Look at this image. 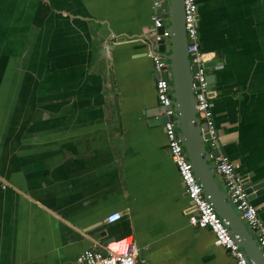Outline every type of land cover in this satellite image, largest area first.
Segmentation results:
<instances>
[{"label": "crops", "instance_id": "obj_1", "mask_svg": "<svg viewBox=\"0 0 264 264\" xmlns=\"http://www.w3.org/2000/svg\"><path fill=\"white\" fill-rule=\"evenodd\" d=\"M197 3L219 142L253 185L264 181V0ZM152 4L0 0V264H77L128 236L137 264H236L190 224L164 127L148 116ZM250 202L264 222V188Z\"/></svg>", "mask_w": 264, "mask_h": 264}, {"label": "built area", "instance_id": "obj_2", "mask_svg": "<svg viewBox=\"0 0 264 264\" xmlns=\"http://www.w3.org/2000/svg\"><path fill=\"white\" fill-rule=\"evenodd\" d=\"M154 11L161 4V0H152ZM185 12V30L188 42V55L191 66L195 69L193 76V89L196 101V112L202 125L206 126L212 164L216 173L223 181V189L227 193L236 211L245 221L250 231L254 234L258 244L264 251V222L259 216L258 209L250 202L243 178L237 172L235 163L223 151L219 142L211 103L212 89L208 81L207 67L212 53L202 50L198 29V3L197 0H183ZM163 19L156 13L153 18V41L159 43L169 37L167 28H163ZM154 63L155 72L160 76L156 81V95L159 104L165 108V116L170 118L175 115L172 107L173 99L170 75V64L161 54H149ZM166 148L173 160L181 183L190 200L189 222L193 227L208 229L215 236V244L223 247L235 259L236 264H254L246 256L244 250L231 234L226 222L216 213L212 203L205 195L202 185L194 173L193 165L188 159L182 139L179 136L178 126L174 120H168L164 125ZM122 218L121 213H113L107 217L108 224L115 223ZM139 247L132 236L110 241L103 250L88 249L77 257V264H137ZM145 262V260H142Z\"/></svg>", "mask_w": 264, "mask_h": 264}, {"label": "water", "instance_id": "obj_3", "mask_svg": "<svg viewBox=\"0 0 264 264\" xmlns=\"http://www.w3.org/2000/svg\"><path fill=\"white\" fill-rule=\"evenodd\" d=\"M156 13L164 22L160 32H163L165 28L169 31V37L157 43L158 47L154 53L161 54L170 64V75L166 73L163 77L168 78L171 84L172 107L175 110V115L167 118L164 114L165 108L158 102L157 107L148 110L151 123L164 125L168 120L176 122L179 136L183 141L188 159L193 165L194 173L216 213L226 222L229 231L236 238L248 259L254 264H264L262 247L223 189L220 177L212 164L211 155L213 153H210L207 148L206 140L209 138L206 134L207 128L200 123L197 116L192 76L195 69L191 66L188 55L183 0H161ZM215 64V61L207 62L205 66L211 67ZM159 77L156 73L153 81L156 82ZM213 79L214 77L208 75L211 89L213 88ZM210 95H213V91ZM246 180L244 183L250 200L254 192L263 190L264 181L249 185V181Z\"/></svg>", "mask_w": 264, "mask_h": 264}]
</instances>
